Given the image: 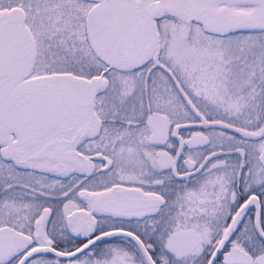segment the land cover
<instances>
[{"label":"snow or ice","instance_id":"snow-or-ice-1","mask_svg":"<svg viewBox=\"0 0 264 264\" xmlns=\"http://www.w3.org/2000/svg\"><path fill=\"white\" fill-rule=\"evenodd\" d=\"M0 264H264V0H0Z\"/></svg>","mask_w":264,"mask_h":264}]
</instances>
